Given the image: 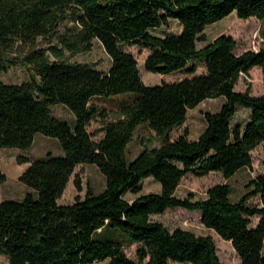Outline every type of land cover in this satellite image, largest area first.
<instances>
[{"label": "trees", "instance_id": "1", "mask_svg": "<svg viewBox=\"0 0 264 264\" xmlns=\"http://www.w3.org/2000/svg\"><path fill=\"white\" fill-rule=\"evenodd\" d=\"M235 12L241 19L264 21V0H0V73L15 61L8 54L20 41L30 50L21 62L30 79L8 83L0 76V149L28 150L38 133L59 140L64 153L51 152L31 160L20 176L29 189L21 199L0 201V253L9 264H225L211 236L177 227L168 229L153 219L168 208L201 212V220L231 241L238 264H264V173L253 177L247 192L232 199L229 183L209 188L204 199L179 197L176 190L188 175L221 172L230 178L251 167L253 150L264 143V94L236 90L242 73L258 66L264 76V43L259 50L236 53L237 41L221 34L202 46L204 31ZM177 20L179 34L154 35L151 30ZM68 25L59 35L60 26ZM40 38L46 47H37ZM98 39L111 57L108 71L93 63L70 62L64 51H89ZM143 41L150 49L147 70L170 74L180 70L205 73L173 82L147 85L138 60L124 45ZM132 94L109 118L94 98ZM224 97L218 111L205 113L207 127L197 139L171 132L182 125L189 109L209 98ZM65 105L76 116L75 126L54 115L52 106ZM250 110L245 125L234 124L238 107ZM104 118V135L94 139L89 125ZM146 124L161 144L146 147L129 159L128 144ZM98 166L106 177L99 192L61 204L74 169ZM153 177L160 192L138 193L142 180ZM7 175L0 169V185ZM76 186L82 189L80 179ZM258 197V204L249 200ZM258 222L254 224V219ZM124 240L142 243L140 261L125 252ZM149 258L148 261H144Z\"/></svg>", "mask_w": 264, "mask_h": 264}, {"label": "rangeland", "instance_id": "2", "mask_svg": "<svg viewBox=\"0 0 264 264\" xmlns=\"http://www.w3.org/2000/svg\"><path fill=\"white\" fill-rule=\"evenodd\" d=\"M68 25L71 22H65L60 26L59 35L54 38L53 43H58L60 36L66 33ZM181 25L177 20H171L169 24L151 30L154 35L166 36L169 34H179ZM221 34L231 35L237 41L236 53L241 54L247 50H259L264 43V21L255 17L241 19L235 12L225 18L208 25L205 28V40L200 42L202 46L210 41H213ZM46 39L40 38L37 47H46L48 44ZM124 48L133 53L138 60L139 69L142 80L147 85L160 84L162 82H173L187 77H193L196 74L205 73V67L202 63H197L198 70L196 73H189L187 70H180L170 74H160L147 70L145 61L150 53V49L143 41H137L124 45ZM30 46L18 41L13 49L9 52L8 57L15 61L6 71L1 72V78L8 83H22L30 79V70L27 65L21 60L30 50ZM64 59L70 62H84L96 64L98 68L108 71L111 67V57L106 52L103 44L98 40H94V45L89 51L70 52L64 51ZM251 90L253 95L264 94V76L262 68L254 66L249 70V74L242 73L236 85V90L246 91ZM134 97L132 94L118 95L112 98H94L92 103L99 105L109 118L115 116V112L120 105L129 101ZM224 97L209 98L201 102L196 107L189 109L186 121L176 127L171 132V137L177 138L187 134L189 139H197L207 127L205 113L208 111H218L224 104ZM54 115L64 120H67L71 125L75 126L76 116L63 104L52 106ZM250 117V110L239 106L233 123H241L245 125ZM104 118L97 116L89 125V130L94 134V139L99 140L104 133L101 131ZM161 144V139L153 132L146 124L140 125L132 139L128 144L127 154L129 159L135 158L146 147L153 148ZM61 155L64 153L63 148L58 139L48 137L38 133L34 143L28 150L19 148H2L0 149V169L6 173L7 181L0 185V201L6 199H21L30 189L20 181V176L29 167L30 163H20L18 156L24 155L31 160L44 158L48 153ZM253 164L251 167H246L239 170L232 177L227 178L221 172H210L207 175L196 176L193 174L186 175L180 182L176 195L179 197H187L192 195L194 199H204L208 195L210 187L219 183H229L232 187V199H240L248 190L249 181L260 173H264V143L256 147L253 152ZM76 179H80L82 189L79 190L76 186ZM142 189L138 193L128 192L126 198L133 200L134 198L150 193L160 192L161 184L153 177H147L142 180ZM106 186V177L96 164L83 163L78 165L71 176L68 185L59 199L61 204L73 203L78 197L84 198L88 190L94 193L101 192ZM258 197L249 200L250 204H258ZM153 219L162 222L168 229L174 230L177 227L193 231L197 235L211 236L216 244L217 253L220 260L225 264H238L240 259L233 247L231 241L223 239L215 230L208 228L201 220V212L197 210H187L181 207L168 208L161 214L153 215ZM258 218L254 219V224L258 222ZM125 252L133 260L139 262L138 249L142 243H129L124 240ZM146 258L144 261H148ZM109 259L93 264H109ZM0 264H9V258L0 253ZM169 264H191L188 262H174Z\"/></svg>", "mask_w": 264, "mask_h": 264}]
</instances>
